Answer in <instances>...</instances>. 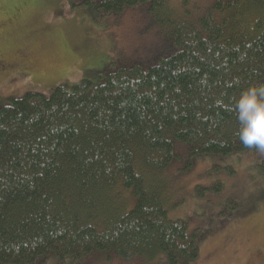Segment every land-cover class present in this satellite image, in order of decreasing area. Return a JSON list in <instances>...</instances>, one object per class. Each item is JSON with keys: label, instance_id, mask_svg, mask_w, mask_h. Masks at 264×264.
Wrapping results in <instances>:
<instances>
[{"label": "trees", "instance_id": "obj_1", "mask_svg": "<svg viewBox=\"0 0 264 264\" xmlns=\"http://www.w3.org/2000/svg\"><path fill=\"white\" fill-rule=\"evenodd\" d=\"M62 4L86 5L95 19L149 4L154 22L165 27L167 54L155 62L136 53L138 59L105 71L97 82L57 85L49 95L27 90L2 104L0 264H48L52 256L58 264H102L100 256L198 264L205 220L173 215L191 192H181L170 172L187 154L184 171L203 157L258 152L239 140L233 106L242 90L264 86V0H213L192 19L190 10L178 13L167 0ZM6 31H13L12 22ZM40 41L24 43L31 55ZM2 63L31 68L10 66L0 55ZM165 172L174 202L164 188ZM249 172L247 186H264V178ZM217 184L214 192L224 194L223 179L201 189ZM195 188L196 198L202 194Z\"/></svg>", "mask_w": 264, "mask_h": 264}, {"label": "rangeland", "instance_id": "obj_2", "mask_svg": "<svg viewBox=\"0 0 264 264\" xmlns=\"http://www.w3.org/2000/svg\"><path fill=\"white\" fill-rule=\"evenodd\" d=\"M20 1L0 0V21L5 26V31L1 30L3 34L0 35V55L9 58L10 66L31 68L23 72L8 68L5 63H2L4 67L0 65V107L9 101L10 96H21L27 90L49 95L57 85L71 89L73 85L82 83L83 79L97 82L100 74L117 70L123 64H128L127 59L137 58L135 55L138 54L142 58L153 57L155 62L167 54H162L165 27L154 22L148 10L149 4L126 7L122 13H104L95 19L86 5L72 8L68 4L59 5L63 0H46V3L44 0H28L32 7L26 11L25 2L20 4ZM167 1L178 13L190 10L191 19L213 2ZM44 18L46 24L42 23ZM10 22L12 32L6 31ZM38 36L41 39L38 46L42 50L35 51L33 56L24 43L35 41ZM19 51L22 53L18 54ZM214 157H203L202 161L198 160L200 162L196 167L184 171V164L188 163L187 154L179 159L178 166H172L170 174L182 186L181 192H191V198L186 199V203L184 200L185 205L182 201L180 205L183 206L175 210L173 215L194 217L195 220L203 217L205 220L198 229L205 234V242L200 246L201 249L204 245L205 250L198 264H264V186H247L252 178L249 171L258 180H263L264 154L237 153L227 160L219 155ZM164 174V188L167 195L170 194L171 202H174L176 195L167 182L170 181V174ZM222 179L225 185L220 187L224 189V194L214 192L220 184L216 188L201 189ZM194 188L196 193L201 192L202 195L195 198ZM225 193L234 206L232 212ZM95 257L92 255L91 259ZM100 258L105 264H133V260L124 262L112 256ZM49 259L52 261L48 264H58L56 256ZM65 263L80 264L76 260H65Z\"/></svg>", "mask_w": 264, "mask_h": 264}, {"label": "clouds", "instance_id": "obj_3", "mask_svg": "<svg viewBox=\"0 0 264 264\" xmlns=\"http://www.w3.org/2000/svg\"><path fill=\"white\" fill-rule=\"evenodd\" d=\"M241 143L264 154V86H249L234 101Z\"/></svg>", "mask_w": 264, "mask_h": 264}]
</instances>
